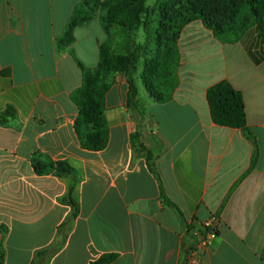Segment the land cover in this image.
I'll list each match as a JSON object with an SVG mask.
<instances>
[{"label":"crops","instance_id":"obj_1","mask_svg":"<svg viewBox=\"0 0 264 264\" xmlns=\"http://www.w3.org/2000/svg\"><path fill=\"white\" fill-rule=\"evenodd\" d=\"M81 1L0 0V113L17 110L15 122L0 126L4 264H90L106 254L117 255L110 264H185L184 245L192 244L199 264H264V50L257 30L232 45L200 20L186 25L180 84L166 103L150 96L140 76L141 110L129 108L127 78L113 75L109 144L92 152L74 129L73 93L84 80L79 63L94 72L102 64L109 33L101 15L112 0H88L98 15L64 38ZM222 81L243 94L252 137L214 123L207 92ZM58 162L74 174L37 173ZM71 196L80 212L65 226ZM212 230L216 238L199 244Z\"/></svg>","mask_w":264,"mask_h":264},{"label":"trees","instance_id":"obj_2","mask_svg":"<svg viewBox=\"0 0 264 264\" xmlns=\"http://www.w3.org/2000/svg\"><path fill=\"white\" fill-rule=\"evenodd\" d=\"M149 1H155L153 7ZM181 0H112L105 3L101 21L110 34L102 50V64L94 72L82 66L83 84L73 93V100L78 107L74 129L82 147L88 151L100 152L107 148L110 129L107 121V94L112 86L110 78L116 74L125 75L129 83V108L141 110L140 89L136 74L140 61L143 60L142 82L150 96L157 102H169L180 84L179 68L181 56L178 47L179 36L183 28L194 21H202L213 31L223 44L240 43L251 29H256L264 50V0H206L199 10L187 19L180 20V25L172 27L168 14ZM222 13L226 19L220 21ZM97 10L88 0H82L71 17L70 31L80 22L97 16ZM211 15L213 19L208 16ZM216 19V20H214ZM143 30L148 47L143 48L137 42L138 33ZM173 37H169L173 34ZM63 38V39H64ZM72 42V38H70ZM256 59V55L252 54ZM262 57L264 58V51ZM258 61V60H257ZM207 99L211 117L215 124L243 130L247 136L252 132L247 125V113L243 94L228 81H222L210 87ZM17 119V110L9 105L0 113V126L8 127ZM140 132L133 136V140ZM136 147V144H135ZM146 155L149 167L154 170V159L146 147H140ZM66 179L74 174V169L66 162L50 163L47 171ZM72 206V214L65 226L74 221L79 212L78 201L72 196L66 200ZM171 204V203H170ZM208 228L207 230H211ZM192 237V242L199 241ZM64 242V241H63ZM62 244L56 249L59 250ZM194 248H185L184 254ZM55 251V250H54ZM56 252V251H55ZM44 255L48 251L43 252ZM5 251L0 248V264H4ZM117 259L116 254H106L90 264H110ZM264 261V251L262 253Z\"/></svg>","mask_w":264,"mask_h":264},{"label":"rangeland","instance_id":"obj_3","mask_svg":"<svg viewBox=\"0 0 264 264\" xmlns=\"http://www.w3.org/2000/svg\"><path fill=\"white\" fill-rule=\"evenodd\" d=\"M206 2H207L206 0H181L176 5H174L173 10L170 11L168 14V17L170 19V25L172 27L179 26L181 23L180 22L181 18L182 19L189 18L194 13V11L202 8ZM148 5L153 7L155 5V1H149ZM94 8L97 9L96 7ZM208 17L213 19L211 15H209ZM225 19H226V14L222 13V18H220V21H224ZM173 36L174 33L169 35V37H173ZM137 42L140 43L143 48L148 47V41L146 40V36L143 30H141L138 33ZM143 71H144L143 60H141L136 77L142 76ZM138 87H139V82H138Z\"/></svg>","mask_w":264,"mask_h":264},{"label":"built area","instance_id":"obj_4","mask_svg":"<svg viewBox=\"0 0 264 264\" xmlns=\"http://www.w3.org/2000/svg\"><path fill=\"white\" fill-rule=\"evenodd\" d=\"M212 222L208 223L206 225V229L208 228H212ZM216 238V233L212 230L210 231V233L208 234L207 239H204L202 241H198L199 244L203 245L204 247H206L207 245L210 244V242L212 240H214ZM200 250L196 249L195 247L188 253L186 260H185V264H199L200 263Z\"/></svg>","mask_w":264,"mask_h":264}]
</instances>
